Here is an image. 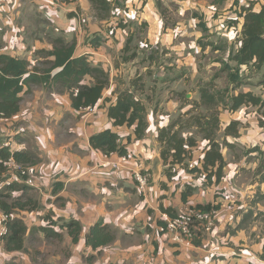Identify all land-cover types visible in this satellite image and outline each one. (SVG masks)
<instances>
[{
	"label": "crops",
	"instance_id": "0c3cea01",
	"mask_svg": "<svg viewBox=\"0 0 264 264\" xmlns=\"http://www.w3.org/2000/svg\"><path fill=\"white\" fill-rule=\"evenodd\" d=\"M172 1L181 5L172 11L181 19L166 25L158 7L160 2L162 9L169 10L166 0H121L119 8L115 9L117 16L105 20L97 18L88 0L57 4L42 0H0V41L6 54L26 57L37 49L51 48L42 35L46 28H55L66 38L74 36L78 43L77 56H88L110 78V85L94 113L75 111L68 93L36 87L32 95L24 97L20 113L3 121L6 122L3 131L6 135L9 132L12 137L9 141L15 143V149L36 152L41 158L38 165L29 168L31 183L28 186L41 195L42 209L36 211L37 214L40 217L45 214L59 225L72 219L82 224L83 234L77 245H73L68 236L64 238L74 255L92 252L86 247L85 235L92 226L100 224L120 230L115 243L102 249L101 264H264V221L257 218L259 212L264 214V206L252 207L251 196L231 184L235 172H228L229 164L224 154L228 149L223 150L225 178L217 188L207 187L202 177L195 179L194 175L179 167L168 179L164 175L163 162L159 176L153 173L145 192L133 179L134 171L150 172L155 159L161 160L159 129L167 127L177 114L190 109L189 105L181 107L180 101L173 99V93L166 90L174 84L181 85L186 78L184 69L190 67L189 64L193 67L196 54H207V49L211 48L209 45L203 50L199 42L206 41L207 34H210V43H213L214 34L228 39L235 34L238 41L241 37V23L236 27L232 23L227 25L224 19L214 21L213 15L218 7L214 0ZM263 4V0L257 1L255 10L258 11ZM233 5L232 0L224 4L225 8ZM233 8L236 11L235 5ZM194 12H199L204 22H208V33L198 27L200 21L197 18L189 16ZM39 13L47 24L41 21ZM26 14L32 16L33 23H19ZM228 14L231 18V13ZM86 21L88 24L82 25ZM96 38L100 39L99 45L93 47L91 41ZM138 61L146 65L141 73L129 67ZM158 62L155 71L154 65ZM192 70L198 73L197 67ZM128 77L129 82H125ZM151 79L167 85L160 92L167 94L158 108V105L154 107L152 103H145L149 126L146 136L135 141L134 128H115L107 109L116 103L119 92L134 91L133 85L138 83L142 90ZM139 90L135 93L136 99L144 102V95ZM228 122L221 119V127L225 129L231 123ZM106 129L118 133L122 143L128 138L133 140L128 146L130 159L122 167L111 165L116 162L115 154L107 157L90 146V137ZM24 133L34 138L33 145L28 146V140L17 138V142L13 139V136ZM238 139L228 138V141L236 144ZM207 145V141L199 142L193 152L191 167L200 166ZM56 183H60L61 188L58 186V192L54 193ZM162 184L167 188L163 189ZM257 186V183L251 185L254 189ZM187 187L193 188L194 192L188 202L183 203L182 193ZM222 190L226 192L215 200V194ZM236 199L241 203L236 204ZM215 202L221 204L215 215V228L202 235L200 245L174 248L169 238L159 232L158 226L165 220L161 205L183 216L198 204ZM253 213V217L259 220L254 224L262 226L259 231L257 225H247ZM32 214L35 216V212ZM44 219L39 222H35L37 218L32 219V224L26 225H41Z\"/></svg>",
	"mask_w": 264,
	"mask_h": 264
},
{
	"label": "trees",
	"instance_id": "16d2710c",
	"mask_svg": "<svg viewBox=\"0 0 264 264\" xmlns=\"http://www.w3.org/2000/svg\"><path fill=\"white\" fill-rule=\"evenodd\" d=\"M74 1L61 0L63 3ZM88 1L99 19L105 20L110 18L114 3L120 6L121 0ZM227 1L214 0L213 3L222 6ZM255 4L256 2L245 5L235 4L238 9L235 13L238 23L242 24V30L240 40L235 45H231L233 49L229 55V61L234 66L226 65L223 70L226 72L228 87L224 90L218 89L214 82L200 87L199 101L192 103L190 110L178 114L167 127L158 131L160 157L165 167L164 175L168 179L174 176V170L179 167L195 177H202L205 185L219 187L225 178L226 161L223 150L235 148L234 144L228 142V138H240L242 126L240 121H232L223 130V136L219 140V134L222 131L221 113L227 111L236 114L244 108L253 107L257 109L259 115L264 117V97L252 91L241 90L246 80L250 78L248 76L250 72L260 75L259 83L264 87V4L258 11L255 10ZM158 7L162 9L160 2ZM193 17L200 21L198 27L204 33H208L204 17L197 13H194ZM45 39L51 48L37 49L26 57L6 54L0 41V118L4 121H9L20 113L24 97L32 95L36 87H42L49 92L68 93L75 111L95 108L109 87V74L101 66H95L86 55L77 56L76 38L69 40L63 35L49 34ZM98 41H100L99 38L91 41L93 47L99 45ZM199 43L205 50L209 45L213 48L214 42ZM133 87L134 91L127 89L119 92L116 103L111 104L107 111L115 128H134L135 141H139L146 136L149 124L146 106L135 96L139 88H136V84ZM258 123L260 128L264 129V119L260 118ZM200 141L208 142L204 157L200 166L191 167L193 152L198 148ZM9 142L11 146L6 147L0 140V182L1 177L6 173L4 163L11 158L27 168L41 162L38 153L23 149L12 150L14 144ZM132 142L133 140L128 138L126 143H122L121 137L112 129L100 131L89 139L91 148L107 157L114 154L128 156V146ZM251 153L258 154L259 162L255 175L259 177L257 182L264 184V149L255 147ZM58 186L61 188L60 183L55 184L54 193L58 192ZM162 188L166 189L167 186L162 184ZM28 189L31 187L27 185H13L0 191V212L7 218L8 227V235L4 238L5 251L9 253L24 251L28 233L36 235L41 232L47 240L56 239L61 242L66 235L73 245H77L83 234L82 224L77 220L72 219L59 225L48 216L46 217L48 227L42 226L29 232L25 222L14 216L16 211L36 212L42 209L41 204L34 198H24L21 195L12 199L13 193L25 192ZM193 192V188H186L182 193L183 203L188 202ZM218 197L219 195L216 196ZM160 209L171 218L179 217L172 208L161 205ZM191 209L216 213L221 209V204L216 202L198 204ZM56 227L65 234L56 231ZM118 236L119 233L114 227L95 224L86 233L85 244L95 255L101 253L103 248L115 243ZM201 238L202 235L194 241V245H200Z\"/></svg>",
	"mask_w": 264,
	"mask_h": 264
},
{
	"label": "rangeland",
	"instance_id": "374dc122",
	"mask_svg": "<svg viewBox=\"0 0 264 264\" xmlns=\"http://www.w3.org/2000/svg\"><path fill=\"white\" fill-rule=\"evenodd\" d=\"M252 1L257 2L260 0H232V4L235 5L236 3H238L239 5H241V3H243L244 5V4H249V2H252ZM114 4L115 6H113V10L110 14L111 16H117L118 14V11H115V9L116 8L118 9L119 7H117L118 5H116V2ZM166 4L168 5L169 10H166L164 8L163 9L160 8L159 10L161 12V16L164 20V23L166 25H172L173 23L181 19L178 16V14L172 13L173 9L177 10L181 5L177 4V2H174L172 0H168V1L166 0ZM233 6L231 8L229 7L225 8L224 5L222 7L218 6L215 14L213 15L214 21L224 19L227 25L229 24L231 26L233 24L234 26L238 27L237 25L239 21L237 19L238 17L235 13L236 11L234 10ZM120 9L125 11V9L122 7H120ZM194 13L200 14L199 12H194ZM228 13H231V16H232L231 18ZM192 14L189 13V16H193ZM39 15H40L41 21L47 24L48 22L43 17V15H41L40 13ZM31 17H32L31 15L26 14V17L23 18L19 23H23V24L33 23V20H30ZM97 18L99 19L98 16ZM85 24H88V22L87 21L82 22V25H85ZM54 29L55 28H51V29L46 28L44 30L45 32L43 33L42 38H46L49 34L63 35L62 33L55 31ZM50 30H52V33H49L51 32ZM209 36L210 34H207L206 37L208 39H206V41L203 40L202 43L209 44L211 42V40L209 39ZM73 38L75 37L72 36L71 38H67V39L72 40ZM212 40L214 42L213 48L212 47L208 48L206 51L207 54H204V52L203 53L200 52L199 54H196L197 60L195 61V63H193V67L191 64H189L190 67H187V69H184L185 70L184 75L186 74L185 81L179 86L178 84H174L172 88L169 87L166 90V92L168 91V92L173 93V99H175L176 101H180L181 107L189 105L188 108H191L192 103L199 101L200 99V89L199 88L204 87L207 83L214 82L217 88L221 90H224L226 87H228L226 72H223V70L226 67V65L234 66V64L229 61V55L231 54V50L233 49L232 46L235 45V42L237 43L238 38L237 36H235V34H233L231 39H228L227 37H224L221 34L219 36L214 34ZM216 48H219V50H216ZM158 65H159V62L154 65L155 71ZM145 66L142 62L140 63V61L129 65V67H132V69H134L135 72L137 71L140 73L141 71H143ZM194 66L197 67L198 73H194V71L192 70ZM152 73L153 72H151V74ZM248 76L250 78L246 80V83L242 87L241 90L244 92L252 91L256 95L264 97V87L261 86L259 83L260 75L254 72H250L248 73ZM125 80H126L125 82H129V77L126 78ZM139 85L140 83H138L136 88L140 89ZM166 86L167 85L165 84H160L158 81L154 82L152 79L149 80V82L146 83V88L139 90V92L142 91L144 95L143 97L144 104L152 103L154 107L158 105L157 106L158 108L159 105H161L165 100V94L167 93H160V92H163ZM186 94H189V97L186 96L187 97L186 98L185 97ZM220 118L223 120L224 123H226L227 120L229 121L228 123L234 120H238L242 123V126L240 128V134H241L240 139H238L236 141V144H234L235 148L232 150L224 149L226 150L224 151L225 152L224 154H226V160L228 161V164H229L228 172H233V171L235 172V175L231 181V184L237 186V188L240 191L246 192L248 195L251 196L252 207H255V208H259V206L263 207L264 206V189H263L264 184H260L259 182H257L259 180V177H256L255 175L256 169H254L255 166L257 167V164L259 162L258 161L259 157H258V154L251 153V152L254 151L255 147L264 149V129L260 128L259 123H258V120L260 118L264 119V117L257 113V109L253 107H247V108L242 109L236 114H231V113H228L227 111H223L220 115ZM69 119L71 123H73V120L71 118ZM5 125H6V122H0V140L2 141L3 145L8 143L10 138H12L11 136H9V132H8V135H6L7 133L5 134V132L3 131V128ZM16 126L14 127L17 128ZM223 130L224 128L219 134L220 136L219 140L223 136L222 135ZM15 136L16 138H21V140H24V141L28 140L27 142L28 146L33 145L34 138L30 136L29 134H25V133L17 134ZM15 136H13V139L18 142ZM13 144L14 146L12 150L17 148L14 142ZM115 156H116V162L120 163L121 156H119L118 154H115ZM129 159H130V156H129ZM120 165H121L120 167H122L124 164H120ZM161 165H162V161H161ZM150 170H151L150 172L149 171L145 172L144 170H136L140 172L141 175L147 179L146 190L149 187V184L151 183V179L154 173L153 171L154 166H151ZM197 178L198 177H196L195 179ZM133 179H135L134 176H133ZM256 183L258 184V186L255 187V189L254 187H251V185H255ZM195 184L197 186V183ZM250 189H253V190L248 191ZM219 192H218V195L219 194L222 195L226 191L222 190ZM21 195L24 196V198H28V197L34 198L38 202L41 200L40 193L34 188L28 189V191H25V192L20 191L19 193H13L12 199H15ZM218 195L217 193L215 194V200L217 199L216 196ZM238 199H236V204L241 203L240 201H238ZM255 211H257V209H255ZM32 213L33 212L16 211L14 216L23 220L25 224H29V222H31L32 224V221H31L32 219L37 218L35 222L37 221L39 222L43 218H45L44 223L41 225L39 224V225L34 226L30 224L28 226L30 230L35 229V228H40L42 226L48 227L47 224L45 225V222L47 220L45 214L42 217H40L37 214V212H35V216ZM253 215L254 213L251 215V218L249 219V221L247 220V225H250V226L257 225L254 223L259 220L254 218ZM257 218H260V221H264L263 212L261 213L259 212V215ZM257 227H258L257 231H259V229L261 230L262 226L257 225ZM115 229H117L118 233H120V230L118 228H115ZM55 230L58 231L61 229L59 227H56ZM134 241L135 240L131 241L130 243ZM92 256H95V257H92ZM8 263H14V264H101V253H96L95 255H93V253L90 252L88 253V255H85L80 252L79 254L74 255L73 252H71L70 248L68 247L65 239L62 242L57 241L56 239L47 240L44 234L40 232V233H37L36 235H31V234L27 235L25 250L22 252L9 253L5 251L4 246H0V264H8Z\"/></svg>",
	"mask_w": 264,
	"mask_h": 264
},
{
	"label": "built area",
	"instance_id": "2783aa9c",
	"mask_svg": "<svg viewBox=\"0 0 264 264\" xmlns=\"http://www.w3.org/2000/svg\"><path fill=\"white\" fill-rule=\"evenodd\" d=\"M49 4H57L61 0H42ZM264 1V0H263ZM248 7V5H247ZM89 113H94L95 108L85 109ZM4 121L0 118V122ZM10 147V142L5 144ZM112 156V155H111ZM129 156H121L120 163L112 162L114 168H119L120 164H125ZM6 173L1 177L0 191L13 185H29L31 183L29 168L18 164L14 159H9L4 163ZM133 176L142 192L147 187V179L140 172L134 171ZM216 213L204 210L190 209L186 215L171 218L165 214V220L159 224L158 230L163 236H167L174 248L193 247L194 241L204 233L211 232L216 225ZM7 218L0 212V246H4V238L8 235Z\"/></svg>",
	"mask_w": 264,
	"mask_h": 264
},
{
	"label": "water",
	"instance_id": "95a60500",
	"mask_svg": "<svg viewBox=\"0 0 264 264\" xmlns=\"http://www.w3.org/2000/svg\"><path fill=\"white\" fill-rule=\"evenodd\" d=\"M153 166H154V174L156 177H158L160 174L161 160L159 158L155 159Z\"/></svg>",
	"mask_w": 264,
	"mask_h": 264
}]
</instances>
